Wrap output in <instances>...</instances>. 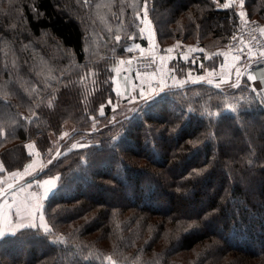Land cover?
<instances>
[{
    "label": "trees",
    "instance_id": "1",
    "mask_svg": "<svg viewBox=\"0 0 264 264\" xmlns=\"http://www.w3.org/2000/svg\"><path fill=\"white\" fill-rule=\"evenodd\" d=\"M223 1L149 0L156 43L223 48L240 30L234 6ZM95 2L0 0V87L8 84L0 94V162L5 172L21 170L31 160L24 143L33 140L45 165L29 181L59 176L44 204L51 233L23 228L3 238L0 261L264 264V103L243 77L219 89L187 82L117 119L110 65L126 55L144 0H108L111 28L103 32ZM242 6L264 22V0ZM38 57L54 71L51 84L34 71ZM181 58L180 68L202 73L217 56ZM4 59L17 69L3 67ZM5 113L16 119L10 128ZM65 125L73 133L58 140ZM83 137L89 147L52 157L56 144L64 152ZM202 187L209 194L199 203Z\"/></svg>",
    "mask_w": 264,
    "mask_h": 264
},
{
    "label": "rangeland",
    "instance_id": "2",
    "mask_svg": "<svg viewBox=\"0 0 264 264\" xmlns=\"http://www.w3.org/2000/svg\"><path fill=\"white\" fill-rule=\"evenodd\" d=\"M224 4H228L229 6L230 5H233L234 6V9H235L236 13L239 16V29L242 28L244 22L247 21V20L257 21V22H259L261 24H264V22L259 21L258 19H255V18L249 19V18H247L243 6H241V0H224L223 3L220 5V7H223ZM110 5L111 4H110V2H108V0H96V2L94 4V17H96V19H97V29L96 30H99V31H102V32L104 30H107V31L110 30L111 25L109 24L108 19L106 17V15H108V13H109ZM241 12L244 13L243 19L241 18ZM143 15H144V4L142 5V8L140 9V11L138 13H136V16L135 17H136V20H137V24H136V28L134 30V33L132 34L133 36L131 35V37H130V41L135 40L132 37H137V36H140L141 35V29H145V28H143V25L144 24L141 23L140 19H138V16L140 18H142ZM149 23H151L150 19H149ZM93 33H95V31H91V34L92 35H93ZM235 35H233L231 37V39ZM229 42H230V40L227 42V44L223 48H220V49H218V50H216L214 52H208V51L203 50L199 46H196V45H193V44L186 45V44L182 43L181 41H175L173 44L167 45V46H165L163 48L160 45L157 44V46L153 47L151 50L149 48L147 50H143V52L130 53L129 55H127V53H126L125 56H121V57L122 58L123 57L126 58L128 60V62L131 63L130 64L131 66L129 64L127 66H125L127 68V69L126 68L125 69L127 70L128 74H130V72H133V74L135 75V77H137V79H140L139 77H142L143 79H147V77L148 78H151V77H154L157 73H160L161 74V77H163L166 80V86L163 89H167V88H173V87H177V86L183 85L189 79L194 78L195 77V74H196L195 71H194V69H192L191 67L189 68L188 66H184V67H181L180 68L179 67L180 64H177L178 62L175 61V59L178 58V57H180V56L172 54L171 53L172 51L171 52H168L167 51L168 49H172L173 50L174 48L186 47L189 52L198 53L197 56H200V57H196V60H198L200 58L202 60H207V59L210 60V59H212V57L215 56L214 54H217V55L219 54V55H223V56L225 54H227L229 56L237 57L236 55H233L232 52H230V51L227 50V48L229 46ZM86 43H87V48L90 49L89 51L91 52V55L94 54V53L97 54V52H96L97 50L94 51V47L92 45H90V42L88 41ZM103 52H104V49H103ZM151 52L154 53V54H156V55H158L157 58L160 57V56H169V59L171 58V61L169 63V66L166 67L164 70H159L158 64L156 63V69L154 71H150V72L145 73V74L137 73L136 72V69H135V61L137 59L136 57H141V56H144L146 54H150ZM247 53L248 54L251 53L253 55H260V53H256L255 51H251V52H248L247 51ZM243 54L244 53H242L241 55H239V57H241ZM121 57H114L112 60L114 61L115 58H121ZM182 57H184V58H181V59H186V58L191 59L190 58L191 57L190 55H185V56H182ZM157 58H156V61H157ZM196 60H192V61H196ZM219 60H220V58L219 59L216 58V60L214 59L212 61H209L210 63L207 62V63H209L207 65L201 64V66H202L201 70L203 71V74L204 75H201L200 77H197L196 80L197 79H203L201 77H204V78L206 77L207 79H208V77L215 78V77H218L219 75L223 74V71H225V70L224 69H221L220 66L222 65V61L219 62ZM113 61H112V63H113ZM184 61H186V60H184ZM16 62L17 61H12V60H10L8 62L6 59H4L3 67H7L8 69L13 68V69L16 70L17 69ZM110 70H111L112 75H111V77L109 79L112 81V87H113L114 91H116V93H117V94L116 93L115 94H116L117 100H118L117 101V105L116 104H113L114 105L113 107L116 108L117 110H119V113L117 114L116 118L119 119L121 116L122 117L123 116L124 117H129L130 114L133 113L136 110V107H138V104L139 103L136 104L134 107H132L130 109H126L125 108V102H123L124 100L122 101L121 96H119V95H120V93H122V91H123L122 94L124 95V91H125L124 90V87L128 90V92L130 94L131 93L132 84L130 83V87H128L127 86L128 82H127V80H125L124 81V87H123V84H122L121 85L122 88L119 89L118 88V79H119V76L115 75V74H117V72H114L113 65H110ZM34 71L36 73H38V74H41L42 78L45 81H47L48 84H51V80L54 78V71L50 67V65L45 60H43V58L38 57V59L36 61V64H35V67H34ZM210 72L213 73L211 76H209V73ZM241 78L239 79V81H240L239 85L242 83V79ZM243 78L248 81V78L246 76H243ZM14 81L11 82L12 85L15 83ZM181 81H183V84L180 83ZM248 83H249L250 89L253 92H255L254 89L251 87L250 81H248ZM7 85H8L7 82H5V84L0 87V94H4L5 93V92L3 93L2 89H3V87H5V89H6ZM144 85H145V88H144L145 97L144 98H147L151 93H150V89L147 87V84H144ZM155 88L159 89V86L157 85V86H155ZM136 90L138 91V94H139L140 91H141V88L136 89ZM147 99H149V97ZM116 118H115V121H117ZM111 119H113V118H111ZM3 120H4V122L2 123V125L6 126L7 128H10L14 123H16L15 117L12 114H10V113H5V117L3 118ZM259 132H264V130L261 129V130H259ZM2 133H3V131H2ZM65 133H67V135H65ZM72 133H73L72 127L69 126V125H65L64 126V129H63V132L58 137V140H63V139L66 140ZM89 140H90V138L83 137V138H80V139L74 141L72 144H76L77 145V147L75 149H83V148H87V147L90 146ZM29 141L34 142L33 140H29ZM72 144H70V146L68 147V149L65 150L64 152H59L60 147H58L59 148V150H58L57 149V144H56L54 146L53 152H51L52 157L59 158L62 155L66 154L67 152H69L71 150H74L71 147ZM24 147L26 148L25 143H24ZM57 153H60V155H57ZM31 160H32V158H31ZM31 160H30V162H31ZM43 162H44V160H43ZM0 164H1V162H0ZM44 165H43V167H44ZM3 168H4V166H3ZM25 168H26V166L24 168H22L21 170L18 169V170H13V171H10V172H5V169H4V171L0 172V173H2V174H0V190L3 189L5 186H7L10 183L9 180H8L9 177H7L8 175H10V177H11L12 174H16V173L19 174ZM5 177H7V178H5ZM57 177H59V176L50 177V178L51 179H55ZM46 178H48V177H44L42 179L37 180L36 182H34L35 185L37 186V184H39L40 182H42V180H46ZM56 187H57V184H56ZM56 187H55V189H56ZM55 189H54V191H55ZM261 189H263V186H262V183L260 182L259 184L258 183L256 184V187L253 190L256 193V192H260ZM201 190H202L203 197H202L201 200H199L200 201L199 203H202L203 201H206V198L208 197V194H209L208 191L204 187H202ZM102 195H103V197L107 196V194H99L98 195V194L95 193L93 195V197H96V196L102 197ZM14 197H15L14 200L17 199L19 202H21L20 204H23L25 202H28L30 204L36 203V200L34 198H31V200H30L27 197V192H24L23 194L21 193L19 198H17V196H14ZM47 198L44 199V200H42V201H40L41 204L43 205V214H44V216H45V213H44V208H45L44 207V204L47 201ZM120 200H122V197H121ZM22 215H25V213L22 212ZM37 215H39V213H37ZM13 217L15 218V216H13ZM45 222L50 227V225H49L46 217H45ZM25 228H27V227H25ZM36 229L41 230L44 234H50V233H45L40 228H36ZM19 230H21V229H19ZM8 236L9 237H12L14 235L8 234V235H5L3 238L8 237ZM3 238H0V240H2ZM14 239H15V237L9 239V242L14 241ZM26 245L27 244H25L24 246H26ZM19 254H20V252L15 256V259H18L21 256V255L19 256ZM0 260H2V259H0ZM22 260H23V263L27 260V259H25V255L22 256ZM8 261H9L8 258L6 260L3 259V261H0V264H3V263L4 264H9Z\"/></svg>",
    "mask_w": 264,
    "mask_h": 264
},
{
    "label": "crops",
    "instance_id": "3",
    "mask_svg": "<svg viewBox=\"0 0 264 264\" xmlns=\"http://www.w3.org/2000/svg\"><path fill=\"white\" fill-rule=\"evenodd\" d=\"M150 24L151 23H149V25ZM143 28H145L144 32L141 33L140 36H138V40L130 41L126 45L125 51H126L127 55H129L130 53H135V52H143V50H147L149 48L151 50L153 47L157 46L155 32H154L152 24L150 25V29L145 24L143 25ZM150 31H151V35H150ZM129 49H131V50H129ZM214 55L217 56V59L220 58L219 62L222 61V65L220 67H221V69L225 70V71H223V74H221L215 78L208 77V79H207L206 77L205 78L201 77L203 79H197L196 80L197 77L204 75L203 72L202 73L197 72L195 74V77L192 79H189L187 82L204 81L205 83L209 84L208 80L211 79L212 84H210V85L215 86L217 83H219L220 86L221 85H227V84L234 83L237 80V78H238L237 77V71H239V79L243 76H246L247 78L249 76L253 77V79H251V80H249V78H248V81H250V84H252L253 87L259 92V94L263 100V103H264V57L262 55H253L251 53H249V54L244 53L240 57L239 60H236L235 57L229 56L227 54H225L224 56L219 55V54L218 55L214 54ZM121 61H123V63H121ZM170 61H171V58L169 59V56L158 57L156 63L158 64L159 70H161V66H162V70H164L166 67H168ZM128 64L130 65L131 63L128 62V60L124 57L123 58L122 57L121 58H115V60L112 63V65L114 67V72H117V74H115V75L119 76L118 88L121 89L122 84L124 87V81L125 80H127V82H128V84H127L128 87H130V83L132 84L130 94H129L128 90L124 87V90H125L124 95L122 94L123 91L119 95V96H121V99L124 100L126 109H130V108L134 107L140 101H145L148 97L150 98L155 93L161 91V90L157 89V91L155 93H151L147 98H141L136 89L141 88L140 86L142 84L144 85L147 83H150L152 85V87H155L157 85L159 86L161 74L157 73L154 77H151V78L147 77V79H143L142 77H139L140 79H137V77H135L133 72H130V74H128V72L126 70L127 68L125 67ZM222 77H226L224 79V82H221ZM187 82H185V83H187ZM115 93H116V91H115ZM25 146H26L27 152L31 155L32 160H31V162H29V164L26 166V168L21 173H19V174L16 173L15 176L12 174L11 177H10V175L7 176V177H9L8 180L10 183L7 186H5L3 189H1V190H7V196L0 198V209H3L5 211H7V208L4 205L5 199L8 201V204L12 205L14 208L15 205L13 204V201H12L15 199L14 196H17V198H19L21 193L23 194L24 192H27V197L31 200V198H33L31 194L34 191H36L38 194L43 193L42 188L37 189V187L34 183L36 181H29V179H31L32 176H34L37 173V171H39L41 168H43V165H44L43 159L41 158V155L38 152V149L36 148L34 142L28 140L25 142ZM57 149L59 150V148H57ZM26 169H27V171H26ZM7 177H5V178H7ZM49 179H51V178L50 177L46 178V180H49ZM43 181L44 180H42V182ZM42 182H40V183H42ZM9 185H12L11 189L8 188ZM21 189H23V191H21ZM15 202L21 203L17 199L15 200ZM13 219L15 220L14 217H13ZM17 230H19V229H17ZM6 235H8V234H6Z\"/></svg>",
    "mask_w": 264,
    "mask_h": 264
},
{
    "label": "snow or ice",
    "instance_id": "4",
    "mask_svg": "<svg viewBox=\"0 0 264 264\" xmlns=\"http://www.w3.org/2000/svg\"><path fill=\"white\" fill-rule=\"evenodd\" d=\"M148 2L149 0H144V15L142 18L138 16V19H140L141 23L145 24L146 26L149 27V16H148ZM243 5V0H241V6ZM229 5L224 4L223 7L227 8ZM244 13L241 12V18L243 19ZM144 29H141V33H143ZM151 35V31H150ZM117 39H119L117 37ZM131 50V49H129ZM168 52H171L172 49H168ZM260 55L264 56V52H261ZM236 60H239L240 57H235ZM123 63V61H121ZM162 70V66H161ZM213 73H209V76H211ZM237 80L232 84V87H238L239 86V71H237ZM226 77L221 78V82H224V79ZM249 80L253 79L252 76L248 77ZM147 83V82H146ZM183 84V81L180 82ZM209 84H212V80H208ZM166 86V81L163 77H161L159 81V89L163 90V88ZM141 91L139 95L141 98L145 97V85H141ZM147 87L150 89V93H155L157 91V88L152 87L150 83H147ZM217 89L220 88V84L217 83L215 85ZM255 91V90H254ZM131 102V101H130ZM103 114V109L101 108V115ZM67 135V133H65ZM71 147L75 149L77 147L76 144H72ZM57 155H60V153H57ZM4 171L3 165L0 164V172ZM27 171V169H26ZM14 176L16 174H13ZM59 180V177L55 179H49V180H44L42 183L37 184V189H43V193H37L34 191L31 195L32 197L36 200V203L30 204L28 202H25L23 204L16 203L15 200H13V204L15 207L13 208L12 205L8 204V201L5 199L4 200V205L7 208V211L0 209V238H3L6 234H16L17 229H23L25 227L27 228H40L42 229L45 233H51V228L47 225L45 222V216L43 214V205L40 203V201L46 199L49 197L54 192V189L56 187L57 181ZM9 189L12 188V185L8 186ZM23 191V189H21ZM7 196V190H0V198L6 197ZM22 212L25 213V215H22ZM39 213V215H37ZM13 216H15V220L13 219ZM54 242H63V238H59L58 241Z\"/></svg>",
    "mask_w": 264,
    "mask_h": 264
},
{
    "label": "built area",
    "instance_id": "5",
    "mask_svg": "<svg viewBox=\"0 0 264 264\" xmlns=\"http://www.w3.org/2000/svg\"><path fill=\"white\" fill-rule=\"evenodd\" d=\"M228 51L233 55L239 56L242 53L255 51L256 53L264 52V24L257 21L247 20L236 35L230 39ZM174 55L185 56L190 55L192 60H196L198 53L189 52L186 47L174 48L171 52ZM158 55L154 53L136 57L135 69L137 73L145 74L156 69V58ZM264 57V56H263ZM255 94L259 100H262L259 92L253 87Z\"/></svg>",
    "mask_w": 264,
    "mask_h": 264
}]
</instances>
